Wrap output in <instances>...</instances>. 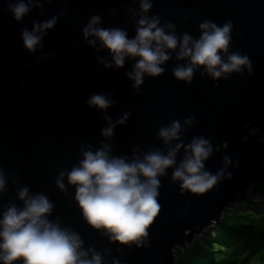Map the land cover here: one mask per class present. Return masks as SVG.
<instances>
[{
	"label": "water",
	"instance_id": "95a60500",
	"mask_svg": "<svg viewBox=\"0 0 264 264\" xmlns=\"http://www.w3.org/2000/svg\"><path fill=\"white\" fill-rule=\"evenodd\" d=\"M42 3L43 10L34 8L17 22L8 10V0H0V167L9 177L0 210L10 201L20 205L17 186L11 181L18 176V186L43 191L55 203L50 219L60 216L62 226L79 232L84 249L98 251L102 264H175L176 247L188 245L195 234L217 223L223 211L247 192L260 196L254 185L264 181V0H153L149 15H159L162 24L172 23L178 36L188 33L198 38L199 24L205 20L220 26L231 21L230 52L247 55L252 74L244 69L242 75L232 73L228 79L213 81L207 74L202 77L200 69L192 83L186 84L172 75L176 64L183 63L173 58L162 65V76H145L140 94L126 76L134 61L126 59L122 69L105 68L100 61L110 63V54L99 41L90 46L82 33L88 20L99 15L100 27L125 29L131 38L135 25L129 9L139 11L138 3ZM60 13L55 28L43 37V47L28 53L21 29L31 31L34 22ZM92 94H110L116 104L105 112L90 108L86 100ZM125 112L131 115L124 125L116 126L114 136H101L100 129L107 127L101 117L106 114L115 121ZM188 117H194L196 123L185 125V143L194 136L211 138L214 154L204 161V170L216 174L223 169L224 175L206 193L194 195L182 192L180 182L171 179L173 170L168 169L160 178L161 212L140 247L113 243L102 231L90 228L74 200L75 189L69 186L64 194L56 187L59 172L78 163L82 148L96 150L104 141L113 146L115 155L129 156L135 146L140 154L162 149L159 129L172 120L183 124ZM183 154L182 149L178 162ZM225 156L230 158L227 164Z\"/></svg>",
	"mask_w": 264,
	"mask_h": 264
},
{
	"label": "clouds",
	"instance_id": "9594fccd",
	"mask_svg": "<svg viewBox=\"0 0 264 264\" xmlns=\"http://www.w3.org/2000/svg\"><path fill=\"white\" fill-rule=\"evenodd\" d=\"M51 2V0H49ZM139 11L129 9L134 23V36L129 37L125 29L100 27L102 18L93 15L83 27V38L90 46L97 41L111 56L100 62L105 68L125 67V61H134L132 70L126 72L133 82V88L140 94L145 76L160 77L165 73V65L173 58L177 62L172 75L177 81L191 84L197 70L218 81L228 79L230 74H243L247 69L252 74V62L247 55L231 51L233 25L231 21L222 26L205 20L199 24L200 35L194 38L188 33L177 35L176 27L161 23L159 15H149L153 0H133ZM34 8L43 10L42 0H8V10L17 22H22ZM43 22H34L31 31L21 29L23 47L34 54L37 47H43L42 39L53 30L59 15ZM115 15V10H113ZM93 37V39H89ZM101 51V48H97ZM174 54V57H173ZM110 94H92L86 104L105 112L116 104ZM130 112H125L115 121L108 115L101 118L107 127L100 134L111 139L117 125H124ZM196 123L194 117L183 121L172 120L162 126L157 138L163 148L149 149L142 154L139 146L131 150V155H115L113 146L104 141L92 150L81 149L82 158L70 170H61L55 179L60 192L67 194L68 187L75 189L74 200L79 207L83 221L97 231H102L111 242L120 245L136 244L149 235V228L161 212L159 203L160 178L172 169L171 179L180 182L181 190L192 194H204L224 175L221 169L216 174L205 171L206 161L213 153L211 138L193 137L185 143V125ZM173 142H176L173 144ZM183 149V157L177 161ZM224 163L230 162L225 156ZM229 176L231 173L228 174ZM9 177L0 167V199L6 193ZM65 180L67 184H65ZM16 185V197L20 202L10 201L0 210V264H102V255L94 248L84 249L85 241L71 226H62L60 216L50 219L55 203L43 192H30L28 186L20 187L19 177H11ZM107 251V249L105 250ZM91 252V258H89ZM119 264V261H114Z\"/></svg>",
	"mask_w": 264,
	"mask_h": 264
},
{
	"label": "trees",
	"instance_id": "16d2710c",
	"mask_svg": "<svg viewBox=\"0 0 264 264\" xmlns=\"http://www.w3.org/2000/svg\"><path fill=\"white\" fill-rule=\"evenodd\" d=\"M255 191L264 194V184H256ZM255 209L246 201L231 205L212 226L210 249L195 245L187 252L185 264H264V217ZM230 249L235 253L228 256Z\"/></svg>",
	"mask_w": 264,
	"mask_h": 264
},
{
	"label": "rangeland",
	"instance_id": "374dc122",
	"mask_svg": "<svg viewBox=\"0 0 264 264\" xmlns=\"http://www.w3.org/2000/svg\"><path fill=\"white\" fill-rule=\"evenodd\" d=\"M261 183L264 184V181ZM256 184H258V183H255L254 188L256 187ZM243 201L249 202L250 204L256 206L255 210L257 211L258 215H262V217H264V194L263 193H261L260 196L259 195L257 196L252 191L247 192V194H245L243 197L239 198L233 204H238V203L243 202ZM229 208H230V206L223 211V214H224V212H228ZM212 226L213 225H210L209 227L203 229V231L201 233L195 234L193 236L191 242L188 245L183 246V247H181V246L176 247L174 249V253H173V257H174L173 262L175 264H182L183 260L187 256V252L189 250H191V248H193L195 245H199V246L202 245L205 248H209L208 242L210 241V238H212V236L214 235V229H212ZM217 244L219 245V243H217ZM234 253H235V251L233 249H230L228 252H226V255L231 256ZM185 263H187V262L184 260V264Z\"/></svg>",
	"mask_w": 264,
	"mask_h": 264
}]
</instances>
